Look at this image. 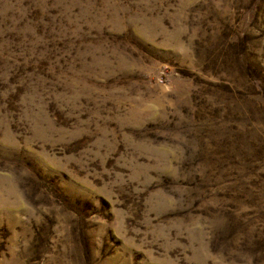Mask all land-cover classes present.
<instances>
[{
	"label": "rangeland",
	"instance_id": "1",
	"mask_svg": "<svg viewBox=\"0 0 264 264\" xmlns=\"http://www.w3.org/2000/svg\"><path fill=\"white\" fill-rule=\"evenodd\" d=\"M0 264H264V0H0Z\"/></svg>",
	"mask_w": 264,
	"mask_h": 264
}]
</instances>
